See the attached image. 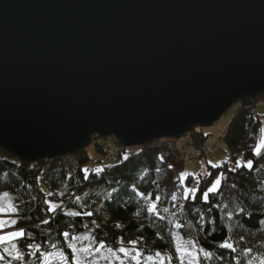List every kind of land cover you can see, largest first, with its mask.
Listing matches in <instances>:
<instances>
[{
  "label": "water",
  "instance_id": "obj_1",
  "mask_svg": "<svg viewBox=\"0 0 264 264\" xmlns=\"http://www.w3.org/2000/svg\"><path fill=\"white\" fill-rule=\"evenodd\" d=\"M264 94V0H0V148L27 163L180 140Z\"/></svg>",
  "mask_w": 264,
  "mask_h": 264
},
{
  "label": "trees",
  "instance_id": "obj_2",
  "mask_svg": "<svg viewBox=\"0 0 264 264\" xmlns=\"http://www.w3.org/2000/svg\"><path fill=\"white\" fill-rule=\"evenodd\" d=\"M259 102H264V94L239 102L219 141L215 143L218 151L210 155L215 156L220 151L228 158L220 164L221 168L218 170L226 177L223 181L225 187L212 198V203L219 206L209 211V205L198 202L196 208L200 211L190 219L198 222L199 227L194 223L191 230L186 228L177 230L166 225V239L155 243H153L155 237L152 235L154 228L141 227V230H137L138 225L148 226L152 220L146 211L140 216L134 214L144 201L139 198L130 199V196L124 193H130L131 186L135 184L142 193L161 196V208L164 206L172 208L170 193L180 185V180L172 168V165L177 163L174 160L177 155L175 150L177 146H173L176 144L175 140L160 139L132 148L133 155H127L122 150L115 151V154L111 152V146L118 145L114 138H111V144H107L94 136L92 143L95 152L104 156L110 155L114 161L103 166L102 172L91 168L89 165L91 159L86 149L73 154L78 158V167L71 168L67 167L64 159L23 162L0 148V194L8 193L13 206L18 208V215L10 216L18 221L12 229L26 230L25 236L20 240H14V243L24 253L34 248L29 245H42L40 249L42 252L52 251L54 249L51 245L53 242H60L61 233L67 231L74 235H82L89 229H95L92 222L96 221L100 228L94 230L93 234L106 238L109 248L127 246L128 241L143 237L146 243L138 246L144 255L161 252L171 256L174 252V237L178 234L183 239H192L198 249L215 253L211 259L204 258L201 253L199 264H262L264 159H257L252 155L260 137L261 119L256 112ZM210 136L212 140L216 137L211 135L207 128L197 127L179 142L186 148L201 147L212 141L207 142ZM260 152L264 153V146ZM203 156L206 157V154ZM249 159L257 160L256 167L251 172L244 168L228 171L235 169L237 160L246 164ZM205 168V172L192 177L190 183L187 182L190 188L195 186L196 178H206L207 172L210 171L208 162ZM64 182L67 186L66 193L59 196V188ZM233 184L236 185L235 189L231 187ZM114 188L121 195L116 197L113 194V197H108V193ZM46 191L52 195L49 196ZM45 199L59 202L60 208L50 213ZM70 211H79L82 214L79 217L64 214ZM192 211L196 213V209ZM86 212H92L94 215H83ZM228 215L232 216L231 220L227 219ZM200 216L204 219L200 220ZM44 220L49 223H43ZM117 224L122 227L117 228ZM84 225L88 226L87 229ZM169 230L173 236L167 235ZM29 232L31 236L28 235ZM120 236L124 238L123 245L116 239ZM225 236L230 238L229 242L235 247L234 253L217 247ZM33 259V262L40 263L35 255Z\"/></svg>",
  "mask_w": 264,
  "mask_h": 264
},
{
  "label": "snow or ice",
  "instance_id": "obj_3",
  "mask_svg": "<svg viewBox=\"0 0 264 264\" xmlns=\"http://www.w3.org/2000/svg\"><path fill=\"white\" fill-rule=\"evenodd\" d=\"M260 148L261 146L257 144L253 148L252 155L257 159H264V153L260 152ZM256 164L257 160L253 159H249L246 164H242L240 160H237L235 162V169H228V171L232 172L244 168L251 172L256 167ZM208 168L210 171L207 172L206 178H196V184L194 187L189 188L186 186V184L182 183L170 193L172 203L171 209L167 206L162 208L160 207V203L162 201L161 196H153L151 193H142L138 190L137 186L133 184L131 186V192H126L124 194L129 195L130 199L139 198L140 200L144 201V204L141 206V208L138 209L134 214L136 216H140L142 212L146 211L152 217L150 225H138L137 230H141V227L154 228L155 231L152 233V235L155 237V240L153 241V243H155L156 241H163L166 239V225H170L172 229L177 230H183L185 228L191 230L194 226V223L197 225V227H199L198 222H194L190 219L192 215L198 214L200 211V209L196 208L197 203L199 202L200 204L209 205V211H211L212 208L219 206L212 203V198L215 195L221 193L225 187L223 181L226 179V177H224L222 173L218 171L221 168V165L216 163H208ZM96 171L102 172L103 170L97 169ZM182 179L190 183L192 177L182 176ZM231 187L235 189L236 185L233 184ZM113 194H115L116 197L121 195V193H119L115 188L112 190V192L108 193V197H113ZM131 194H134V196ZM4 195H7V193ZM48 195L51 196L52 193H48ZM77 199H79V197ZM181 201H184V203H181ZM44 202L48 206V211L50 213L60 208L59 204L53 205L47 199H45ZM125 203H127V201ZM192 209H196V213H193ZM64 214L70 217H79L82 213L79 211H70ZM13 215H18V208L15 206L10 205L5 208H0V216L10 217ZM83 215L92 216L94 213L86 212L83 213ZM203 219L204 217L200 216V220ZM227 219L231 220L232 216L228 215ZM17 223L18 221L16 219H0V233L6 232L8 228H15ZM43 223L47 224L49 221L44 220ZM92 223L95 226V229H89L86 234L74 235L67 231L61 233L62 239L60 242H53L51 245V248L56 250L54 253L48 250L43 252L40 251L42 245H29L30 247L35 248V252L28 253V255H35L36 258L40 260L41 264H49V259L52 255L58 256L61 260V264H89L90 261L94 262V264H99V261L96 260V257L99 256V254L104 250H107L112 255L116 261V264H127L128 260H131L133 264H142L144 260H153L152 256H144V254L139 250L138 245L141 243H146V240L143 237H138L134 241H128L129 247L114 246L109 248L106 238L93 234L94 230H98L100 228V225L97 224L96 221H93ZM84 227L87 228L88 226L84 225ZM116 227L121 228L122 225L117 224ZM25 231L26 230L24 229H20L6 232V234H0V245H5L13 240L22 239L25 236ZM28 235L31 236L32 234L29 232ZM167 235L173 236L174 234L169 230ZM180 238L183 239V237ZM116 239L120 245L124 244L123 236L117 237ZM229 239V237L225 236L224 239L217 244V247L234 253L236 249L233 244L229 242ZM189 247H196V244L192 239H183V245H174V252L168 257L169 261H171L173 258H176L181 261V264H184V256L191 257L192 259H198L199 254L202 253L204 258L211 259L215 255V253H209L203 249H199L197 256H193V253L189 250ZM155 256L161 257V252H156ZM105 259L107 258L105 257ZM5 260H8L9 264L11 260H20L23 262L25 260V255L18 249L17 244L13 243L11 244L10 248L5 247L0 249V264H2V262ZM29 264H31V261H29ZM109 264H111V261ZM159 264H164V258L160 259ZM188 264H191V260H189ZM262 264H264V262H262Z\"/></svg>",
  "mask_w": 264,
  "mask_h": 264
},
{
  "label": "rangeland",
  "instance_id": "obj_4",
  "mask_svg": "<svg viewBox=\"0 0 264 264\" xmlns=\"http://www.w3.org/2000/svg\"><path fill=\"white\" fill-rule=\"evenodd\" d=\"M238 106H239V103H236L235 105H233L230 108V110L228 112H226L220 119H218L212 126L206 127L207 131L211 135H215L216 137L218 135L220 136L223 133V131L225 130L227 123L232 118L233 113ZM256 112L258 115H260V119H261L260 137H259V141H258V144L261 146V148H260V150H261L264 146V102H259L257 104ZM182 139L176 140V142H175L176 143L175 145L177 146L175 148V150L178 151V149H179L180 160L177 161V163L172 165V168L174 169L176 176L180 180V182H179L180 184L183 183V184H186L187 187H189L187 185V181L182 179V176L183 177L191 176L193 178L197 177L200 173L205 172V169H206L205 166H206L207 162L208 163L222 164L223 162H225L228 159L227 156L223 152H220V151L215 156H210V154H206L204 151H201L200 155L195 156V160H194L193 164H189L188 159H190V157L185 155V151H188V150H189V152L194 151L196 147H194V146H190L188 148L183 147L182 143L179 142ZM211 140H212V137L210 136L207 142L209 143ZM104 142L107 144H111L110 143L111 138L104 140ZM211 143H212V141L208 145H211ZM114 147L115 146H113V147L111 146L112 149H110V150H111V152H114V154H115ZM201 147L203 149H205L206 145H203ZM86 152L91 159L89 165L95 171L97 169H101L105 165L112 164L114 162L113 160H111L110 155L104 156L102 154L95 152V148H94L93 143H91L88 147H86ZM204 154H206V157L203 156ZM67 156L63 157L62 159H64V161L65 160L69 161V163H71L75 160V157H73L74 155L71 157L70 156L67 157ZM123 156H125V154H123ZM69 163L68 162L65 163L67 165V167H69V165H68ZM66 190H67V186H66V182H64L62 184V186L59 188V191H58L59 196L64 195L66 193ZM4 194L5 193L0 194V208H5V207L10 206V205L13 206L11 196L8 193H7V195H4ZM50 202L53 205L59 204V202H55V201H50ZM0 219H13V218L6 217V216H4V217L0 216ZM86 224H88V223H86ZM10 231H12V230H10V229L6 230V232H10ZM6 232L0 233V234H6ZM84 234H86V233H84ZM174 241H175V245H177V244L183 245V239H181L180 236H178V235H175ZM13 243H14V240L8 242L5 245H0V249H3L5 247L10 248L11 244H13ZM124 247H129V245L124 246ZM18 249L22 253H24L19 247H18ZM189 250L193 253V256H197L199 249L196 246L195 248L189 247ZM32 252H35V248L29 249L28 253H32ZM28 253H24L25 260L23 262H21L20 260H11L10 264H29V261H31V264H37V263L33 262L34 261V259H33L34 255L30 256V255H28ZM144 256H152L153 260L152 261L144 260L142 262V264H159V261L161 258H164V264H181V261L179 259H176V258H173V259H171V261H169L168 257L170 255H167V254H161V257H156L155 254L144 255ZM199 256H200V254H199ZM199 256H198V259H192L191 257L184 256L183 257L184 264H188L189 260H191V264H199ZM105 257L107 259H105ZM96 260L99 261V264H109L110 261H111V264H116L115 259L112 257V255L107 250L102 251L99 254V256L96 257ZM2 264H9V261L5 260L2 262ZM55 264H58V263H55ZM89 264H94V262L90 261ZM127 264H133V262L131 260H128Z\"/></svg>",
  "mask_w": 264,
  "mask_h": 264
},
{
  "label": "built area",
  "instance_id": "obj_5",
  "mask_svg": "<svg viewBox=\"0 0 264 264\" xmlns=\"http://www.w3.org/2000/svg\"><path fill=\"white\" fill-rule=\"evenodd\" d=\"M219 138H220L219 135L217 137L213 138L211 145H206L207 148L205 147V149H203L202 147H196L194 151H191V152H189V150L185 151V155L190 157V159H188L189 164H192L194 162L195 156L200 155L201 151H204L206 154H210V155H213L214 153H216L218 150L215 147V143H217L219 141ZM118 147H119V145L116 144L115 145V151L122 150V151H125L126 154H128V155H133V153H134L132 148L119 147V149H118ZM176 152H177V155L174 158L175 162L180 160V158H179V149H178V151L176 150ZM68 156L71 157V156H73V154L68 155ZM73 157H75V160L73 162L69 163V161H66V160H65V162L69 163L68 164L69 167L77 168L78 167V158L75 155ZM55 251L56 250L54 249L51 252L54 253ZM55 263L61 264V260H60V258L58 256L52 255L50 257V259H49V264H55ZM40 264H41V262H40Z\"/></svg>",
  "mask_w": 264,
  "mask_h": 264
},
{
  "label": "crops",
  "instance_id": "obj_6",
  "mask_svg": "<svg viewBox=\"0 0 264 264\" xmlns=\"http://www.w3.org/2000/svg\"><path fill=\"white\" fill-rule=\"evenodd\" d=\"M8 229H10V230H12V231H16V230H14V229H12V228H8Z\"/></svg>",
  "mask_w": 264,
  "mask_h": 264
},
{
  "label": "bare ground",
  "instance_id": "obj_7",
  "mask_svg": "<svg viewBox=\"0 0 264 264\" xmlns=\"http://www.w3.org/2000/svg\"><path fill=\"white\" fill-rule=\"evenodd\" d=\"M172 143V142H171ZM173 146H175V144H173Z\"/></svg>",
  "mask_w": 264,
  "mask_h": 264
}]
</instances>
